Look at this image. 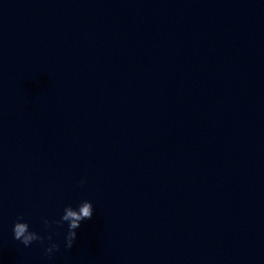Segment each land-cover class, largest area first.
Listing matches in <instances>:
<instances>
[{"label":"clouds","instance_id":"obj_1","mask_svg":"<svg viewBox=\"0 0 264 264\" xmlns=\"http://www.w3.org/2000/svg\"><path fill=\"white\" fill-rule=\"evenodd\" d=\"M78 211L73 210L71 205L66 206L63 210V215L59 220L49 221L44 219L45 228L51 227L53 223L62 226L67 223V232L64 236V247L71 249L77 239V229L81 226L82 221L90 220L93 216V205L90 201H83L78 207ZM13 238L19 241L25 247H29L33 242H39L42 246L45 244V239L49 242L44 248V254L51 259L54 252L60 250V244L52 241V236L47 238L41 236L38 232L30 229L29 224L24 221L23 217H19L13 225Z\"/></svg>","mask_w":264,"mask_h":264}]
</instances>
